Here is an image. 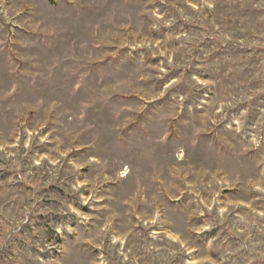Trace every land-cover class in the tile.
I'll list each match as a JSON object with an SVG mask.
<instances>
[{"label": "rangeland", "instance_id": "1", "mask_svg": "<svg viewBox=\"0 0 264 264\" xmlns=\"http://www.w3.org/2000/svg\"><path fill=\"white\" fill-rule=\"evenodd\" d=\"M0 264H264V0H0Z\"/></svg>", "mask_w": 264, "mask_h": 264}]
</instances>
